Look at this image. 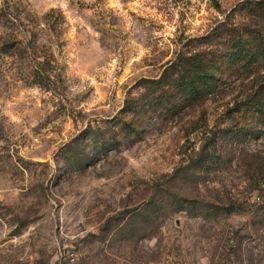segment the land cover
I'll list each match as a JSON object with an SVG mask.
<instances>
[{"label": "rangeland", "instance_id": "rangeland-1", "mask_svg": "<svg viewBox=\"0 0 264 264\" xmlns=\"http://www.w3.org/2000/svg\"><path fill=\"white\" fill-rule=\"evenodd\" d=\"M252 1L0 0V264H264L254 73L154 84Z\"/></svg>", "mask_w": 264, "mask_h": 264}, {"label": "trees", "instance_id": "trees-1", "mask_svg": "<svg viewBox=\"0 0 264 264\" xmlns=\"http://www.w3.org/2000/svg\"><path fill=\"white\" fill-rule=\"evenodd\" d=\"M248 17L240 23L228 14L206 35L188 43L192 52L179 53L154 81L161 93L174 90V97L185 95L190 104L202 103L222 92L226 77L243 79L254 73L244 87V96L229 111L264 115V0L245 7ZM225 75H227L225 77ZM251 84V85H250ZM215 134V132H212ZM211 133V134H212ZM207 135V141L213 136Z\"/></svg>", "mask_w": 264, "mask_h": 264}]
</instances>
